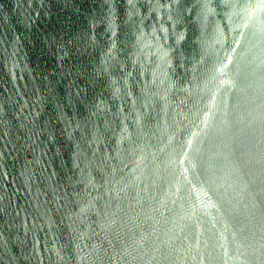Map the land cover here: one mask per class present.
I'll return each mask as SVG.
<instances>
[{
  "label": "water",
  "instance_id": "obj_1",
  "mask_svg": "<svg viewBox=\"0 0 264 264\" xmlns=\"http://www.w3.org/2000/svg\"><path fill=\"white\" fill-rule=\"evenodd\" d=\"M0 264H264V0H0Z\"/></svg>",
  "mask_w": 264,
  "mask_h": 264
}]
</instances>
